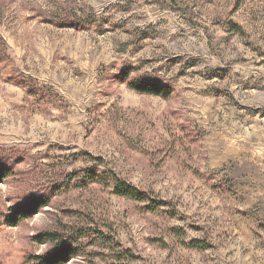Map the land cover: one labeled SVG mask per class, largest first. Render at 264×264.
<instances>
[{
    "label": "rangeland",
    "instance_id": "374dc122",
    "mask_svg": "<svg viewBox=\"0 0 264 264\" xmlns=\"http://www.w3.org/2000/svg\"><path fill=\"white\" fill-rule=\"evenodd\" d=\"M1 170L0 264H264V0H0Z\"/></svg>",
    "mask_w": 264,
    "mask_h": 264
},
{
    "label": "trees",
    "instance_id": "16d2710c",
    "mask_svg": "<svg viewBox=\"0 0 264 264\" xmlns=\"http://www.w3.org/2000/svg\"><path fill=\"white\" fill-rule=\"evenodd\" d=\"M236 28L240 29L239 31H241V28L239 26H236ZM128 75L129 74H126L125 78H128ZM129 88L140 95L161 97L163 99L170 98L173 93V90L170 87L153 78L147 77L133 80L132 82H130ZM9 173V170L0 171V183L8 177ZM101 177H99L96 173L90 172H88L85 176L88 182L101 181ZM113 181L115 186L114 193L116 196L136 202H145L147 200V195L139 192L134 187L116 178H113ZM48 204V201L38 198L32 201V203H30L28 206H23L15 209L12 215L7 218V223L10 226H17L21 221L27 220L37 215L43 208L47 207ZM79 234L81 236L84 235L83 233ZM36 241L40 244L56 243L57 246L50 252L34 258L32 262L34 264H64L69 259L78 256L79 253L78 247H75L72 242L64 240L62 236H56L52 233L38 236L36 237ZM103 242L107 243V239H104V237ZM118 263L120 264V261Z\"/></svg>",
    "mask_w": 264,
    "mask_h": 264
}]
</instances>
